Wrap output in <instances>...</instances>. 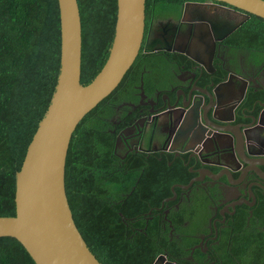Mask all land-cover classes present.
<instances>
[{"label": "flooded vegetation", "instance_id": "af4514ba", "mask_svg": "<svg viewBox=\"0 0 264 264\" xmlns=\"http://www.w3.org/2000/svg\"><path fill=\"white\" fill-rule=\"evenodd\" d=\"M215 3L185 0L179 14L157 18L145 9L140 81L133 88L127 86L129 77L120 82L109 103L112 160L127 174L140 169L139 182L148 177L162 184L161 193L169 177L163 172L172 176L162 199L156 191L140 193L147 210L131 218L161 227L174 244H192L180 258L160 254L177 264H255L251 242L264 234V49L254 51L239 41L236 31L246 21L226 34L240 10ZM255 56L259 63L252 61ZM207 89L213 95L217 89L218 100H209ZM191 106L186 115L182 109ZM259 118L262 125L256 126ZM240 123L248 138L238 136ZM217 126L236 132L238 139L230 144L236 149L248 144L241 149L246 155L232 159L227 148L218 147Z\"/></svg>", "mask_w": 264, "mask_h": 264}, {"label": "trees", "instance_id": "16d2710c", "mask_svg": "<svg viewBox=\"0 0 264 264\" xmlns=\"http://www.w3.org/2000/svg\"><path fill=\"white\" fill-rule=\"evenodd\" d=\"M184 1L146 0V12L156 18L179 14ZM78 4L82 24L81 82L88 84L108 57L117 0H78ZM236 35L240 42L251 44L254 51L264 49V18L250 14ZM141 56H145L142 50L121 81L129 77L128 88L140 81ZM60 57L58 0H0V216L16 214V173L51 101ZM252 61L259 63L261 57L255 56ZM120 86L83 117L71 138L65 187L75 223L103 264H152L165 251L172 253L171 258L188 255L186 248L192 244H174L161 227H144V221L131 219L147 210L141 200L143 190L156 191V199L160 200L174 180L163 172L169 177L161 193L162 184L154 185L148 177L139 182L140 169L127 174L112 160L115 138L108 122L113 113L109 103L113 105L112 98L119 94ZM251 245L258 258L254 263L264 264V234L256 236ZM0 264L36 262L17 238L1 236Z\"/></svg>", "mask_w": 264, "mask_h": 264}, {"label": "water", "instance_id": "95a60500", "mask_svg": "<svg viewBox=\"0 0 264 264\" xmlns=\"http://www.w3.org/2000/svg\"><path fill=\"white\" fill-rule=\"evenodd\" d=\"M210 1L240 10L237 23L228 26L224 30L226 34L241 26L250 14L264 18V0ZM58 3L61 57L57 83L49 106L28 145L22 166L16 173V214L0 216V237L17 238L36 264H103L89 248L73 217L65 187L67 154L79 122L114 91L140 53L146 0H117L116 26L108 57L88 84L81 82L82 24L78 0H58ZM183 51L191 55L187 49ZM213 92L214 95L207 89L203 94L209 100L214 96L218 100L217 89ZM192 107L182 110L187 115ZM174 111L170 112L172 120L177 118ZM212 115L215 119L214 112ZM216 117L222 123L228 122ZM255 121L256 118L253 119ZM257 124L262 125L260 118ZM244 125H236L240 135L224 126H217L218 130L214 131L215 144L227 148L232 159L242 153L246 155V151L241 150L242 145L243 150L244 146L249 148L248 144H241L237 150L234 144H230L238 136L248 138V133L242 129ZM196 135L192 132L193 138ZM224 138L228 139L224 141ZM175 139H179V134ZM120 215L123 216L121 212ZM167 258L166 254H160L155 263L177 264Z\"/></svg>", "mask_w": 264, "mask_h": 264}, {"label": "crops", "instance_id": "0c3cea01", "mask_svg": "<svg viewBox=\"0 0 264 264\" xmlns=\"http://www.w3.org/2000/svg\"><path fill=\"white\" fill-rule=\"evenodd\" d=\"M256 137L259 139V138H263V134L262 132L260 134H256Z\"/></svg>", "mask_w": 264, "mask_h": 264}, {"label": "bare ground", "instance_id": "6f19581e", "mask_svg": "<svg viewBox=\"0 0 264 264\" xmlns=\"http://www.w3.org/2000/svg\"><path fill=\"white\" fill-rule=\"evenodd\" d=\"M160 170V169H159ZM118 264V263H117Z\"/></svg>", "mask_w": 264, "mask_h": 264}]
</instances>
